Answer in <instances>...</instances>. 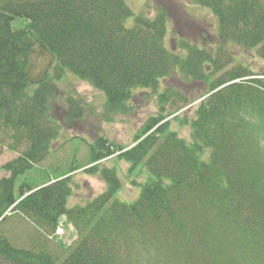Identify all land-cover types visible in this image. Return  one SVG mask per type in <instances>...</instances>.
Returning <instances> with one entry per match:
<instances>
[{"label":"trees","instance_id":"16d2710c","mask_svg":"<svg viewBox=\"0 0 264 264\" xmlns=\"http://www.w3.org/2000/svg\"><path fill=\"white\" fill-rule=\"evenodd\" d=\"M189 1L216 16L215 50L184 40L186 53L170 50L163 8L148 17L127 0H0V130L10 131V149L25 145L2 165L9 176L0 177V264H264V70L228 68L226 50L233 43L264 59V0ZM37 48L53 60L38 76L31 62ZM176 71L208 86L194 116L182 119L192 140L167 119L170 106L178 112L190 100L170 85L159 93ZM67 72L102 91L110 113L131 111L138 89L158 93L159 106L133 144L103 135L89 143L86 171L98 173L106 189L75 205L68 173L23 181L16 194L17 178L49 156L60 134L50 99ZM69 103L70 115L80 116ZM113 156L129 162L130 174L146 168L133 201L115 197L117 168L101 166ZM13 215L37 233L14 238L4 227ZM63 216L78 238L61 258L48 239L68 248L56 234Z\"/></svg>","mask_w":264,"mask_h":264},{"label":"rangeland","instance_id":"374dc122","mask_svg":"<svg viewBox=\"0 0 264 264\" xmlns=\"http://www.w3.org/2000/svg\"><path fill=\"white\" fill-rule=\"evenodd\" d=\"M135 14H142L148 17L155 16L157 10L163 8L168 15L169 29L166 36V46L177 53H186L179 46L180 41L196 43L207 49L215 50L218 37V20L209 8L195 4L189 0H127ZM134 19L129 18L127 24H133ZM21 23V20H18ZM229 54H232L233 61L228 68L236 63H244L256 72L264 70V59L256 50H248L233 43L226 46ZM33 74L38 76L50 67L53 63L50 54L36 49L31 56ZM208 70L212 66L208 65ZM220 73L218 72L215 77ZM170 85L187 97L188 106L175 112L174 107H169V119L171 127L182 137L192 140L191 127L182 123L183 117L188 119L194 116L195 106L201 99V95L207 91V83L193 80L176 71L172 76L163 80L159 93ZM32 90V89H31ZM158 93L155 94L149 89H138L134 93L131 102L132 110L127 113H110L106 110V97L102 91L95 88L90 82L79 78L71 72L56 82L55 93L50 99L51 114L60 124L61 131L55 140L49 156L42 162L36 164L25 174L17 178L16 194L19 193V185L23 181L41 184L50 179L71 174L73 193L69 204H85L106 189V183L98 173L86 171L90 166L89 143L94 142L99 136H105L111 141L129 146L138 129L143 123L159 110ZM70 99L78 109L80 116L70 115ZM180 101L176 106H182ZM175 112V113H174ZM177 116V117H176ZM13 142L10 131L0 130V177L9 176V173L2 170V165L18 156L25 148L20 145L17 151L10 149ZM106 166L117 168L122 181L121 189L115 197L121 201H133L140 193V185L147 177L146 168L140 166L135 173L130 174L129 162L120 160L117 156L109 157L101 163ZM77 169L72 173L71 167ZM137 172H139L137 174ZM64 234L60 240L68 247L59 246L56 239H48V246L64 258L67 251L75 244L78 235L73 224L66 217H63ZM14 238H28L31 234L37 233L34 224L27 218L20 215H13L10 221L4 226Z\"/></svg>","mask_w":264,"mask_h":264},{"label":"built area","instance_id":"2783aa9c","mask_svg":"<svg viewBox=\"0 0 264 264\" xmlns=\"http://www.w3.org/2000/svg\"><path fill=\"white\" fill-rule=\"evenodd\" d=\"M57 232H58L59 234H62V233H63V226H62V224L59 225Z\"/></svg>","mask_w":264,"mask_h":264}]
</instances>
